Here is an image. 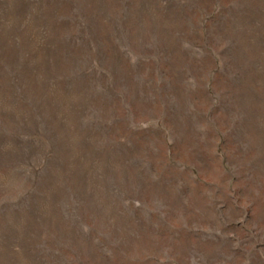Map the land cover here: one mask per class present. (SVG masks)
Wrapping results in <instances>:
<instances>
[{
	"label": "rangeland",
	"instance_id": "obj_1",
	"mask_svg": "<svg viewBox=\"0 0 264 264\" xmlns=\"http://www.w3.org/2000/svg\"><path fill=\"white\" fill-rule=\"evenodd\" d=\"M0 264H264V0H0Z\"/></svg>",
	"mask_w": 264,
	"mask_h": 264
}]
</instances>
